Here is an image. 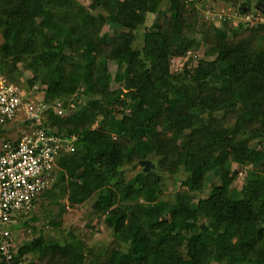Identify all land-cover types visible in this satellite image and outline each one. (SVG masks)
I'll use <instances>...</instances> for the list:
<instances>
[{"label":"trees","instance_id":"1","mask_svg":"<svg viewBox=\"0 0 264 264\" xmlns=\"http://www.w3.org/2000/svg\"><path fill=\"white\" fill-rule=\"evenodd\" d=\"M163 1L0 0V75L27 86L30 105L50 109L42 120L11 118L0 138L42 129L68 139L58 150L70 157L35 200L39 224L14 223L16 264H238L229 258L234 247L264 248V13L255 6L264 0H166L171 7L151 18V4ZM179 57L184 64L173 68ZM99 61L115 71L113 83L97 75ZM95 103L107 110L93 116ZM66 111L76 115L63 123ZM243 138L256 149L242 159L234 198L224 165ZM142 159L155 168L131 171ZM180 170L185 177L163 199L166 174ZM82 205L109 215L128 258L78 238L64 216Z\"/></svg>","mask_w":264,"mask_h":264},{"label":"built area","instance_id":"2","mask_svg":"<svg viewBox=\"0 0 264 264\" xmlns=\"http://www.w3.org/2000/svg\"><path fill=\"white\" fill-rule=\"evenodd\" d=\"M247 20L252 18L249 14ZM23 90L0 75V128L11 118L26 114L40 120L50 113L48 104L30 105ZM61 105V103H57ZM15 140L0 138V253L16 264L13 226L23 211L35 207L36 196L49 185V173L61 159L62 140L55 133L24 128Z\"/></svg>","mask_w":264,"mask_h":264},{"label":"rangeland","instance_id":"3","mask_svg":"<svg viewBox=\"0 0 264 264\" xmlns=\"http://www.w3.org/2000/svg\"><path fill=\"white\" fill-rule=\"evenodd\" d=\"M197 6L201 7V2L199 0L196 1ZM256 6V4H255ZM166 7L169 8L171 7V5H167V1H163L161 3H155V4H151L150 6V10H151V18H154L158 13L163 12L164 10H166ZM221 5H217L214 9V11H216L217 9H220ZM172 10L174 11V8H172ZM207 11V10H206ZM206 11H202L203 14L205 15H209L208 12ZM201 12V13H202ZM260 12V11H259ZM155 15V16H154ZM201 16V14H200ZM115 30H118L117 27H114ZM233 28H229V32H233ZM2 32L0 30V38H1ZM198 37V41L200 44H203L202 41V31L199 30L197 35ZM142 41V37H139L138 39V45H140ZM86 45V44H85ZM84 45V46H85ZM87 46V45H86ZM203 47H200V50ZM200 53V52H199ZM186 58L185 57H179L176 58L175 61L173 62V68H176L178 65H183L185 62ZM121 73L123 74V80L126 78V73H127V69L124 66L120 69ZM97 75L101 76L103 79L109 80L110 83H113V76L115 75V71L109 69L108 65L105 62H100L98 63V73ZM23 79V78H22ZM44 84V83H43ZM27 88V86H26ZM26 88L23 90V95H25L26 97L28 96L29 98L31 97V93H28ZM215 93V92H214ZM175 94V93H174ZM33 98V97H32ZM31 98V99H32ZM185 99L187 101H194L192 95H186ZM73 106V105H72ZM95 108H94V114L93 116H97V114H99V112H105L107 110L106 107L95 103ZM161 106V102H159L158 107ZM76 113L69 111V112H63L60 113V119L62 120L63 123H68L71 120H74ZM94 120V117L92 118V121ZM17 121L13 122L12 125L13 127H15ZM12 134H14V131L12 132ZM180 135V134H179ZM123 141L126 140L125 137L121 138ZM254 149H256V147H253V144H251V141L247 138H243V139H237L234 140L232 142V145L230 146V150H229V154H230V159L228 160V162L225 163L224 167H225V173H224V182L226 183V185L231 189V195L234 198H240L241 197V186H242V180L245 179V168L243 167L244 161H242V159L245 158L246 153L248 151H254ZM68 154H65V152L62 155L61 158V165L62 163H65V160L69 157ZM142 167V165L140 164L139 166H137L136 169H133L131 171H137ZM236 169V170H234ZM238 170V171H237ZM237 172V173H236ZM185 177V173L184 171L180 170L178 175H171V174H166L165 179H164V183L162 185V189H163V199H167L168 197L171 196V194L173 193V191H175L178 187V183H179V179H183ZM261 182L258 181V185H260ZM45 189V188H44ZM46 196V195H45ZM40 198H44V191L42 193H39L36 199H39L41 202L43 199ZM63 197H58L57 200L55 202H53V206L55 207V210L58 209V205L59 203L62 202ZM47 201L48 198L46 199ZM66 201V200H64ZM50 203V202H49ZM83 209H77L74 212H69L66 213V215L64 216L65 220L71 219L72 225L75 226V231H76V235L78 236V238H84L87 243L88 246L91 247L93 250H98L101 247H112L114 250H117L118 255L122 258H128L129 257V253L126 251V248H123L121 246H119L116 241H115V232L114 231H109V218L106 213H102L99 214V212L97 214H95L94 216H91L90 209L85 208L86 205H82ZM96 208V206H94ZM93 207V208H94ZM37 208H33L30 210H26L23 211L21 214V217L23 219V222L25 223L27 220L29 222H27L26 226H30L32 222H35L37 225L39 224L37 222V220H35V216L34 214L37 213ZM96 211L97 208H96ZM95 212V209L92 210V213ZM32 221V222H31ZM69 221V220H68ZM183 227V226H182ZM24 228V227H22ZM53 232V231H52ZM27 235L26 238L32 239L33 236L28 235L27 233H21L22 237H25ZM73 235H69V236H64V235H57L56 238H59L61 241H65L66 239H71ZM263 249V250H262ZM229 258L231 261H234L235 263L238 264H260L262 262H264V248H262L259 243L257 241H252L250 243H248L247 245H243L240 247H234L229 254ZM86 262H83L81 264H85Z\"/></svg>","mask_w":264,"mask_h":264},{"label":"water","instance_id":"4","mask_svg":"<svg viewBox=\"0 0 264 264\" xmlns=\"http://www.w3.org/2000/svg\"><path fill=\"white\" fill-rule=\"evenodd\" d=\"M256 8L264 13V2L262 1L257 2ZM140 164L144 167L145 171H149L155 168L154 162L150 159H142L140 160Z\"/></svg>","mask_w":264,"mask_h":264},{"label":"crops","instance_id":"5","mask_svg":"<svg viewBox=\"0 0 264 264\" xmlns=\"http://www.w3.org/2000/svg\"><path fill=\"white\" fill-rule=\"evenodd\" d=\"M14 131L15 135L17 133V129L15 127H13L12 125H7V127L5 128V132L12 134V132Z\"/></svg>","mask_w":264,"mask_h":264}]
</instances>
